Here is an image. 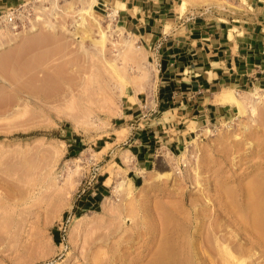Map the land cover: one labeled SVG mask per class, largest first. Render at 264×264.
I'll return each mask as SVG.
<instances>
[{
  "label": "rangeland",
  "instance_id": "374dc122",
  "mask_svg": "<svg viewBox=\"0 0 264 264\" xmlns=\"http://www.w3.org/2000/svg\"><path fill=\"white\" fill-rule=\"evenodd\" d=\"M54 1H16L18 28L0 18V264H264V91L180 152L159 151L136 187L113 193L125 171L112 161V200L82 206L113 146L100 142L127 135L124 94L152 102L157 52L119 26L117 7L94 0L104 42L77 16L93 0L43 10ZM178 3L213 18L243 4Z\"/></svg>",
  "mask_w": 264,
  "mask_h": 264
},
{
  "label": "crops",
  "instance_id": "0c3cea01",
  "mask_svg": "<svg viewBox=\"0 0 264 264\" xmlns=\"http://www.w3.org/2000/svg\"><path fill=\"white\" fill-rule=\"evenodd\" d=\"M16 1L0 0V14ZM237 1L241 9L213 18L182 9L178 0H97L117 7L119 26L157 52L159 74L152 102L140 91L124 94L117 117L123 126L117 130L126 127L127 135L116 142L112 133L114 140L100 142L99 147L113 146L82 206L98 205L111 191L112 161H122L126 179L136 187L159 151L174 155L200 127L235 117L238 107L220 103L217 95L264 91V0Z\"/></svg>",
  "mask_w": 264,
  "mask_h": 264
},
{
  "label": "bare ground",
  "instance_id": "6f19581e",
  "mask_svg": "<svg viewBox=\"0 0 264 264\" xmlns=\"http://www.w3.org/2000/svg\"><path fill=\"white\" fill-rule=\"evenodd\" d=\"M55 2H56V0L54 1L53 4H51V6L49 4V8L44 6L43 10L57 11L58 10V6L55 4ZM93 5H94V0H93V2L91 1V3L88 5V7H84V9L82 8L80 11H78V15L77 16H80V19H81V23L80 22L79 23H80L81 26H83V25L86 24V22L88 21V18H89V21H90L91 25L92 26L94 25V27H96L98 29L99 33L101 34V36H100L101 39L105 42V40H106V35L105 34L106 33H105L104 29H102V24L100 22V18L97 16V12L93 9ZM19 10L20 9H18V13H19ZM116 13L117 12H114V15ZM2 16H0V17H2ZM17 17H18V15H17ZM15 26L16 25L10 24V27L15 28ZM14 30H16V29H14ZM249 95H250V97H248L246 99V102H251L253 100L260 99L256 92H251V93H249ZM217 96H218V101L220 103H232V104H235L238 107V111L239 112L241 111V108H242V106L244 104V100L235 91L226 90L222 94L217 95ZM119 178H120L119 182L115 185V187H114L115 192H113V193H117L118 194L122 190L124 183L129 181L125 177H119ZM111 200H112L111 197L106 198L105 205ZM261 225H262V223H261ZM240 264H243V263H240Z\"/></svg>",
  "mask_w": 264,
  "mask_h": 264
},
{
  "label": "built area",
  "instance_id": "2783aa9c",
  "mask_svg": "<svg viewBox=\"0 0 264 264\" xmlns=\"http://www.w3.org/2000/svg\"><path fill=\"white\" fill-rule=\"evenodd\" d=\"M20 6V5H19ZM18 8L19 7H8L4 12L0 14V16L5 14V20L4 22H7L8 24L16 25V28H18V24L20 22V18L17 17L18 15Z\"/></svg>",
  "mask_w": 264,
  "mask_h": 264
},
{
  "label": "trees",
  "instance_id": "16d2710c",
  "mask_svg": "<svg viewBox=\"0 0 264 264\" xmlns=\"http://www.w3.org/2000/svg\"><path fill=\"white\" fill-rule=\"evenodd\" d=\"M88 208V207H87ZM79 215V214H78Z\"/></svg>",
  "mask_w": 264,
  "mask_h": 264
}]
</instances>
